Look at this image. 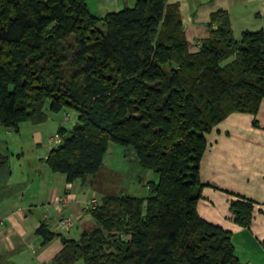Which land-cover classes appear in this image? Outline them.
<instances>
[{
    "label": "trees",
    "instance_id": "obj_1",
    "mask_svg": "<svg viewBox=\"0 0 264 264\" xmlns=\"http://www.w3.org/2000/svg\"><path fill=\"white\" fill-rule=\"evenodd\" d=\"M136 0L99 17L87 0H0V124L70 108L78 120L47 159L68 182L97 175L110 143L134 148L157 175L149 196H106L90 209L97 226L64 240L54 264H237L231 232L202 219L197 202L206 134L264 100V32L235 38L213 17L197 51L176 5ZM5 161L0 156V164ZM253 202H231L249 225ZM44 241L55 233L40 227Z\"/></svg>",
    "mask_w": 264,
    "mask_h": 264
},
{
    "label": "crops",
    "instance_id": "obj_2",
    "mask_svg": "<svg viewBox=\"0 0 264 264\" xmlns=\"http://www.w3.org/2000/svg\"><path fill=\"white\" fill-rule=\"evenodd\" d=\"M136 0H87L91 12L104 17ZM178 7L187 39L197 51L217 25L213 17L228 13L235 38L245 31L264 32V0H168ZM52 112L45 118L23 121L19 130L0 124V264H54L64 240H80L97 226L87 211L93 198L149 196V182L157 175L143 170L135 149L110 143L101 169L94 177L68 182L47 162L63 141L61 129L70 132L78 120L73 113ZM56 114V115H54ZM60 114V117H59ZM207 148L199 169L203 184L198 215L231 232L237 264H264V100L256 113L233 112L206 134ZM145 193V194H144ZM148 193V196H146ZM253 202L249 225L237 223L233 200ZM69 217L64 230L60 221ZM40 227L55 233L45 242ZM77 264H86L79 261Z\"/></svg>",
    "mask_w": 264,
    "mask_h": 264
},
{
    "label": "built area",
    "instance_id": "obj_3",
    "mask_svg": "<svg viewBox=\"0 0 264 264\" xmlns=\"http://www.w3.org/2000/svg\"><path fill=\"white\" fill-rule=\"evenodd\" d=\"M98 204H99V202L97 199H95V198L91 199L89 201V203L87 204V211H89L90 209H94ZM59 224L64 230H68L72 226V221L67 216V217H64L63 219H61Z\"/></svg>",
    "mask_w": 264,
    "mask_h": 264
},
{
    "label": "rangeland",
    "instance_id": "obj_4",
    "mask_svg": "<svg viewBox=\"0 0 264 264\" xmlns=\"http://www.w3.org/2000/svg\"><path fill=\"white\" fill-rule=\"evenodd\" d=\"M46 106H47V108L49 107V102H47V104H46ZM66 112H69V113H73V115L75 116H77V112L75 111V110H73V109H70V108H64L63 110H62V112H61V114L64 116L65 115V113ZM54 115H56V114H54ZM59 117H60V114H59ZM68 127L66 126V129H67ZM68 134H69V132H68ZM155 175V174H154ZM145 194V193H144ZM146 196H148V193H146Z\"/></svg>",
    "mask_w": 264,
    "mask_h": 264
}]
</instances>
